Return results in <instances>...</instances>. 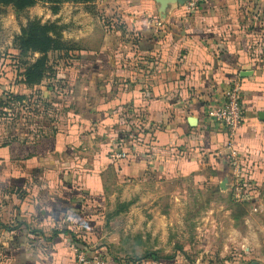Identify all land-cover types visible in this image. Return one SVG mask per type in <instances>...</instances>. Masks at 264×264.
<instances>
[{
    "label": "crops",
    "instance_id": "crops-1",
    "mask_svg": "<svg viewBox=\"0 0 264 264\" xmlns=\"http://www.w3.org/2000/svg\"><path fill=\"white\" fill-rule=\"evenodd\" d=\"M185 1L90 4L119 15L136 36L134 49L118 32L90 23V5L78 4L86 26L65 11L77 4L53 14L74 23L66 34L77 65L64 71L71 96L56 103L54 122L34 121L29 131L36 133L11 124L0 133V264H75V251L105 264H175L113 257L112 218L97 208L111 176L138 179L149 169L202 174L210 186L231 190L227 132L208 111L233 81L243 117L233 137L245 164L243 203L252 214L264 211V0H199L193 11ZM4 56L12 57L0 54V63ZM119 135L131 154L117 167L109 156ZM253 254L231 261L255 264Z\"/></svg>",
    "mask_w": 264,
    "mask_h": 264
},
{
    "label": "rangeland",
    "instance_id": "rangeland-1",
    "mask_svg": "<svg viewBox=\"0 0 264 264\" xmlns=\"http://www.w3.org/2000/svg\"><path fill=\"white\" fill-rule=\"evenodd\" d=\"M63 4L59 6L57 13L64 8ZM72 4L77 5L75 8L67 6L69 8L65 11L68 12V17L80 14V18H84L82 23L86 26L88 21L87 16H84L85 8L78 7V3ZM35 6L34 9L31 7L17 15L11 7L4 8L0 15V54L14 59L12 81H15V75H18L17 81H20L23 63L29 64L37 57L36 54L20 57L12 46L14 37L20 35L21 27L28 20L56 23L63 27L61 37L65 43H69L70 49L67 53L48 54L53 75L44 79L39 86L27 88L18 84L21 88L14 97H22L21 100L0 99L9 107L0 106V133L10 124L16 128L24 125L29 131L32 129L29 121L34 122L44 114H51L57 107V102L67 101L71 96L70 80L64 71L77 65L70 58V53L75 48L67 40L66 34L70 30V23H74H60L62 16L53 17L50 5L46 3L39 2ZM87 7L90 23L98 22L106 32H118L121 38L131 42L134 49L136 36L133 37V33L123 27L121 19L117 18L118 14H108L103 7ZM135 123L137 124L133 121V126ZM127 147L123 136L119 135L112 154L124 153L125 162H129L131 153L126 152L129 150ZM109 160L119 167L120 160H111V154ZM109 183L108 195L97 211L112 218L107 223L112 230L107 238L114 246L109 251L113 257L122 261L144 263L155 257H169L175 264H235L233 261L236 257L239 259L241 254L250 252L254 253L255 264H260L261 251L264 249V211L252 214L250 205L234 202L230 189L226 191V188L221 192L216 185L210 186L208 177L204 180L202 174L182 176L179 173H159L156 169H149L138 179L123 180L115 175L111 176ZM246 248L250 249L249 252L245 251Z\"/></svg>",
    "mask_w": 264,
    "mask_h": 264
},
{
    "label": "trees",
    "instance_id": "trees-1",
    "mask_svg": "<svg viewBox=\"0 0 264 264\" xmlns=\"http://www.w3.org/2000/svg\"><path fill=\"white\" fill-rule=\"evenodd\" d=\"M93 1L94 0H0V15L3 14L4 8L11 7L17 15L25 12L39 2L50 5L51 12L55 14L58 12L59 6L63 3L90 4ZM62 28L63 27L58 26L56 23H41L38 20H28L25 26L21 27L20 35L15 36L12 41L13 48L19 52L20 57H27L35 54L37 57L29 64L26 62L23 63V72L19 74V76H21L20 81H17L18 75H15V81H12V74L14 72L13 57H3L0 63V82L4 81L5 84H0V97L8 98L11 101H19L22 97H14L18 90V84H23L27 88H32L53 75L52 68L48 62V54L52 52L67 53L70 49L69 43H65L62 40ZM0 106L9 108L8 105L2 101H0ZM57 116L58 113L55 115L48 113L44 115L42 121L47 119L46 123L54 122ZM28 124L34 126L36 122L29 121ZM17 128L21 130L23 127ZM137 139L139 138H135V141H137ZM136 144H140V142ZM121 161L123 160H120V162ZM153 256L155 257L154 254H152V257ZM156 258L160 260H170L169 257H155V259Z\"/></svg>",
    "mask_w": 264,
    "mask_h": 264
},
{
    "label": "built area",
    "instance_id": "built-area-1",
    "mask_svg": "<svg viewBox=\"0 0 264 264\" xmlns=\"http://www.w3.org/2000/svg\"><path fill=\"white\" fill-rule=\"evenodd\" d=\"M185 7L188 11L195 10L199 0H186ZM208 116L222 125L227 132L225 143V159L231 175V197L236 203L244 201V174L245 164L237 150L233 137L242 123V109L240 103V86L238 81H233L223 93L221 104L208 111ZM126 155L112 154L111 160L125 159ZM75 264H105L103 260H91L83 251H75Z\"/></svg>",
    "mask_w": 264,
    "mask_h": 264
},
{
    "label": "water",
    "instance_id": "water-1",
    "mask_svg": "<svg viewBox=\"0 0 264 264\" xmlns=\"http://www.w3.org/2000/svg\"><path fill=\"white\" fill-rule=\"evenodd\" d=\"M249 74H250V73H248V72H241V73L239 74V76H240V77H247ZM220 188L223 189V188H224V185L221 184V185H220Z\"/></svg>",
    "mask_w": 264,
    "mask_h": 264
}]
</instances>
